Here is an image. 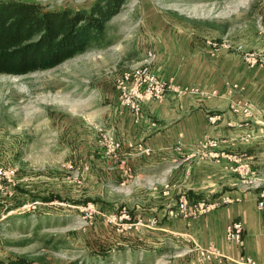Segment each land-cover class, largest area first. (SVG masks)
<instances>
[{
  "label": "rangeland",
  "instance_id": "1",
  "mask_svg": "<svg viewBox=\"0 0 264 264\" xmlns=\"http://www.w3.org/2000/svg\"><path fill=\"white\" fill-rule=\"evenodd\" d=\"M14 1L78 11L99 0ZM239 46L264 54V0H126L101 46L51 70L0 75V168L16 172L0 193V261L208 264L185 237L159 231L174 219L159 223L145 186L124 185L123 116L134 113L121 82L144 67L164 96L205 83L235 91L236 67H253Z\"/></svg>",
  "mask_w": 264,
  "mask_h": 264
},
{
  "label": "crops",
  "instance_id": "2",
  "mask_svg": "<svg viewBox=\"0 0 264 264\" xmlns=\"http://www.w3.org/2000/svg\"><path fill=\"white\" fill-rule=\"evenodd\" d=\"M236 70L243 73L235 75L238 90L197 84L189 92L172 91L161 102L145 105L139 116L129 111L123 116L125 153L118 169L125 186L135 181L147 188L142 200L159 209V223L173 220L166 211L174 195L187 196L190 209L203 200H233L159 229L185 237L208 264H264V207L259 206L264 201V65ZM246 100L256 110L252 116L241 108ZM207 139L218 140L219 146L205 145ZM234 221L244 227L242 246L226 238Z\"/></svg>",
  "mask_w": 264,
  "mask_h": 264
},
{
  "label": "trees",
  "instance_id": "3",
  "mask_svg": "<svg viewBox=\"0 0 264 264\" xmlns=\"http://www.w3.org/2000/svg\"><path fill=\"white\" fill-rule=\"evenodd\" d=\"M126 0H99L90 10H48L36 3L0 2V75L25 76L58 67L104 43L107 26ZM58 196L43 198L52 202ZM36 201V200H34ZM0 264H34L24 257Z\"/></svg>",
  "mask_w": 264,
  "mask_h": 264
},
{
  "label": "built area",
  "instance_id": "4",
  "mask_svg": "<svg viewBox=\"0 0 264 264\" xmlns=\"http://www.w3.org/2000/svg\"><path fill=\"white\" fill-rule=\"evenodd\" d=\"M236 51L242 53L244 60L252 66L255 65H264V54L258 52H249L239 46L236 48ZM152 57L151 54H149ZM121 84L125 85V100L126 104L134 115H140L145 104L161 100L165 92V84L161 83L158 80V77L154 75L149 68H132L131 70L125 72L122 76ZM236 88V87H235ZM245 114L252 116L256 113L254 105L251 104L248 100L244 101L242 107ZM234 113H238V108H233ZM211 121H214V118H210ZM264 126V123H263ZM113 148L119 150L122 147V143L119 141H112ZM205 145L211 148H217L219 146V141L215 139H207ZM181 150V147L178 148ZM146 152H150L147 150ZM15 170L11 168H0V193L4 191L6 186H13L15 184ZM166 195H170V191L165 192ZM264 197V192L262 194ZM233 200L229 197H222L218 202H210L203 200L194 209L189 208L188 198L185 195H181L177 202L169 207L166 211V217L168 219H175L178 217H188L190 215H195V213H205L211 210H214L222 205L230 204ZM261 208L264 207V201L259 203ZM127 216V215H125ZM128 217V216H127ZM156 220H153L151 223L154 224ZM243 234L244 227L242 222L234 221L227 226L226 229V238L230 242H234L239 246L243 245ZM251 260H247L250 262Z\"/></svg>",
  "mask_w": 264,
  "mask_h": 264
}]
</instances>
